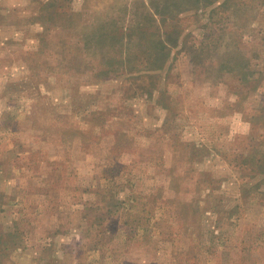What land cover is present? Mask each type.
I'll return each mask as SVG.
<instances>
[{
	"label": "rangeland",
	"instance_id": "1",
	"mask_svg": "<svg viewBox=\"0 0 264 264\" xmlns=\"http://www.w3.org/2000/svg\"><path fill=\"white\" fill-rule=\"evenodd\" d=\"M0 264H264V0H0Z\"/></svg>",
	"mask_w": 264,
	"mask_h": 264
},
{
	"label": "trees",
	"instance_id": "2",
	"mask_svg": "<svg viewBox=\"0 0 264 264\" xmlns=\"http://www.w3.org/2000/svg\"><path fill=\"white\" fill-rule=\"evenodd\" d=\"M152 6H153V5H152ZM153 7H154V6H153ZM148 13H149V12H148ZM150 17H152V15H150ZM161 49H162V50H166L165 46H163ZM109 71H110V70H107V69H106V73L109 72Z\"/></svg>",
	"mask_w": 264,
	"mask_h": 264
}]
</instances>
